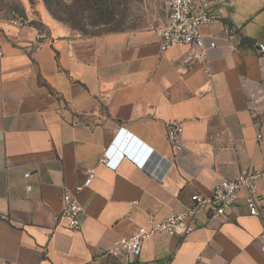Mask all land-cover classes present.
I'll return each instance as SVG.
<instances>
[{"label": "crops", "instance_id": "0c3cea01", "mask_svg": "<svg viewBox=\"0 0 264 264\" xmlns=\"http://www.w3.org/2000/svg\"><path fill=\"white\" fill-rule=\"evenodd\" d=\"M209 11L205 59L189 46L161 52L153 29L90 36L0 21V264H264V219L238 208L206 213L184 237L153 236L131 263L106 255L222 180L260 171L264 197V0ZM168 121L183 125L176 157ZM105 153L114 168L98 163ZM88 168L72 232L62 196Z\"/></svg>", "mask_w": 264, "mask_h": 264}, {"label": "built area", "instance_id": "2783aa9c", "mask_svg": "<svg viewBox=\"0 0 264 264\" xmlns=\"http://www.w3.org/2000/svg\"><path fill=\"white\" fill-rule=\"evenodd\" d=\"M225 0H166V16L162 25L153 29L159 40L161 52L177 46H189L199 49L200 57L205 59L207 51L215 47L213 41L206 42L202 29L211 25L215 17L210 13V6L221 4ZM12 25L21 27L28 21L23 17L10 20ZM255 51L264 57V43L257 42ZM210 77L209 69L204 70ZM166 141L176 157L183 151V125L180 121H168L164 124ZM98 163L114 168L108 153L103 154ZM95 168L86 170L85 178L75 187L74 193L66 192L62 196L61 217L67 219V227L72 232L80 230L79 214L82 212L77 196L88 188L94 177ZM260 171L242 173L234 180H222L208 195L193 194L192 206L184 212L174 213L165 219L149 216L145 223L129 237H120L113 241L106 251L108 257L121 258L131 263L142 251L144 242L155 235L187 236L194 231L195 222L210 213L212 217L225 216L232 209H241L247 216L264 219V197L260 195L258 182L262 177ZM28 177V175H25ZM30 189V186H27ZM259 243L264 255V222L259 234Z\"/></svg>", "mask_w": 264, "mask_h": 264}, {"label": "rangeland", "instance_id": "374dc122", "mask_svg": "<svg viewBox=\"0 0 264 264\" xmlns=\"http://www.w3.org/2000/svg\"><path fill=\"white\" fill-rule=\"evenodd\" d=\"M0 0V21L23 17L41 30L59 24L84 35L154 29L166 16V0Z\"/></svg>", "mask_w": 264, "mask_h": 264}, {"label": "trees", "instance_id": "16d2710c", "mask_svg": "<svg viewBox=\"0 0 264 264\" xmlns=\"http://www.w3.org/2000/svg\"><path fill=\"white\" fill-rule=\"evenodd\" d=\"M86 2H88L87 0H85ZM95 1H99L100 3H106L108 0H93V2Z\"/></svg>", "mask_w": 264, "mask_h": 264}]
</instances>
